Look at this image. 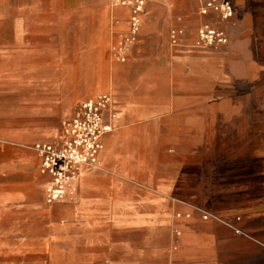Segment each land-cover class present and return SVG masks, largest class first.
<instances>
[{"label":"rangeland","instance_id":"obj_1","mask_svg":"<svg viewBox=\"0 0 264 264\" xmlns=\"http://www.w3.org/2000/svg\"><path fill=\"white\" fill-rule=\"evenodd\" d=\"M208 1L221 0H0V151L38 126L31 113L64 98L76 105L89 97L87 85L112 97L132 92L125 150L146 165L149 154L159 164L167 150H187L181 160L191 180L204 172L222 199L218 212L201 203L192 211L238 231L228 229L237 243L220 259L264 264V0H228V22L200 14ZM205 25L221 29L225 45H203ZM185 121L189 141L166 145L165 135L184 134ZM5 159L0 152V199L20 191ZM21 228L27 225L2 218L0 245L10 242L5 230ZM141 237L142 264H183L170 255L177 233ZM95 251L98 261L121 258ZM64 258L51 248L43 261ZM0 262L15 261L3 253Z\"/></svg>","mask_w":264,"mask_h":264},{"label":"crops","instance_id":"obj_2","mask_svg":"<svg viewBox=\"0 0 264 264\" xmlns=\"http://www.w3.org/2000/svg\"><path fill=\"white\" fill-rule=\"evenodd\" d=\"M96 89L87 85L83 94L90 93L89 97L76 105V98H64L56 106L34 111L31 116L38 126L14 135L11 148L1 149L6 155L2 167L19 177L20 191L0 199V220H16L27 228L5 230L3 236L10 242L0 245V256L4 253L14 264H45V253L56 248L67 258L46 264H142L141 236L145 231L150 239L158 233H177L176 249L170 254L175 261L226 264L219 255L229 253L237 239L229 232L231 228L202 221L192 211L193 205L201 203L208 211L218 212L215 205L222 199L216 186L205 181L204 172L191 180L181 160L187 150H167L164 162L159 164L149 154L147 165L142 156L125 150L123 120L134 102L132 92L111 96L116 115L114 131L103 139L98 164L81 168L76 196L63 203H45L47 178L39 173L40 159L33 146L57 142L62 123L73 117L80 103L106 94L94 92ZM190 126L185 121L184 134L169 133L162 141L166 145L189 141ZM195 132L199 135L198 129ZM114 234L121 240H114ZM96 249L121 258L110 260L108 256L98 261Z\"/></svg>","mask_w":264,"mask_h":264},{"label":"built area","instance_id":"obj_3","mask_svg":"<svg viewBox=\"0 0 264 264\" xmlns=\"http://www.w3.org/2000/svg\"><path fill=\"white\" fill-rule=\"evenodd\" d=\"M200 14H215L222 22L233 18L234 7L228 0L208 1L201 6ZM199 40L207 48L223 46L225 33L216 27L205 25L199 30ZM112 97L101 94L79 104L72 118L61 125V137L54 143L36 144L33 151L40 159L39 173L47 178L44 200L47 205L73 199L78 191L82 167L95 166L103 150V139L113 131L116 115L112 109ZM202 221H214L226 225L215 215L197 211Z\"/></svg>","mask_w":264,"mask_h":264},{"label":"bare ground","instance_id":"obj_4","mask_svg":"<svg viewBox=\"0 0 264 264\" xmlns=\"http://www.w3.org/2000/svg\"><path fill=\"white\" fill-rule=\"evenodd\" d=\"M140 4H142V3H140ZM134 21H135V20H134ZM97 164H98V163H97ZM97 164H96V165H97Z\"/></svg>","mask_w":264,"mask_h":264}]
</instances>
